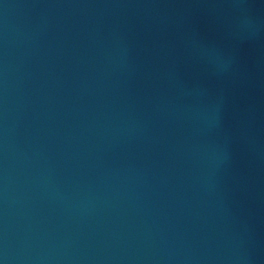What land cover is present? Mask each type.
<instances>
[{
	"label": "water",
	"instance_id": "obj_1",
	"mask_svg": "<svg viewBox=\"0 0 264 264\" xmlns=\"http://www.w3.org/2000/svg\"><path fill=\"white\" fill-rule=\"evenodd\" d=\"M0 264H264V0H0Z\"/></svg>",
	"mask_w": 264,
	"mask_h": 264
}]
</instances>
